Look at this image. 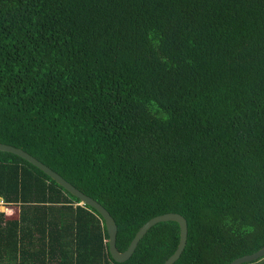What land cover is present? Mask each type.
Listing matches in <instances>:
<instances>
[{"label":"trees","instance_id":"1","mask_svg":"<svg viewBox=\"0 0 264 264\" xmlns=\"http://www.w3.org/2000/svg\"><path fill=\"white\" fill-rule=\"evenodd\" d=\"M0 143L100 204L118 252L165 213L186 222L173 264L257 251L264 0H0ZM0 200V264H162L177 245L157 223L114 262L94 210L2 152Z\"/></svg>","mask_w":264,"mask_h":264},{"label":"water","instance_id":"2","mask_svg":"<svg viewBox=\"0 0 264 264\" xmlns=\"http://www.w3.org/2000/svg\"><path fill=\"white\" fill-rule=\"evenodd\" d=\"M0 152L14 155L20 158L21 160L27 162L28 164L36 168L38 171L43 173L45 176H47L50 180H52L56 185L61 187L69 195L74 197L78 201V205H85L91 208L92 210H94L103 221L104 229L107 235V240H106L107 251L110 258L114 262L122 263L126 261L131 256L138 241L142 238V236L146 233V231L150 227L161 222H175L178 227V240L175 250L167 259H165V261L162 264H173L181 254L186 241V222L182 216L176 213H165L150 218L138 228L133 238L129 242L127 248L122 252H118L115 248V234H116L115 223L108 214V212L100 204H98L90 197L82 194L71 184H69L67 181L61 178L57 173L49 169L47 166H45L44 164H42L41 162L30 156L26 152L18 148L1 143H0ZM262 257H264V246L249 255H244L235 258L228 264H247L256 261Z\"/></svg>","mask_w":264,"mask_h":264},{"label":"crops","instance_id":"3","mask_svg":"<svg viewBox=\"0 0 264 264\" xmlns=\"http://www.w3.org/2000/svg\"><path fill=\"white\" fill-rule=\"evenodd\" d=\"M16 232H17V236H16V238L18 239L19 232H18V230H16ZM1 239H3V237H2ZM33 241H34V243H37V242H38L37 238H34ZM16 259H18V256H17V255H16ZM8 261H9V260H8ZM15 262L17 263L16 260H15ZM1 263H2V264H9V262L5 261V258L3 259V261H1Z\"/></svg>","mask_w":264,"mask_h":264},{"label":"built area","instance_id":"4","mask_svg":"<svg viewBox=\"0 0 264 264\" xmlns=\"http://www.w3.org/2000/svg\"><path fill=\"white\" fill-rule=\"evenodd\" d=\"M0 204H1V200H0Z\"/></svg>","mask_w":264,"mask_h":264}]
</instances>
